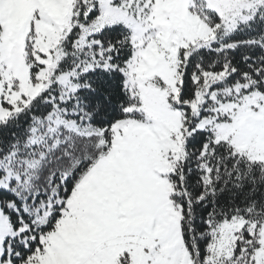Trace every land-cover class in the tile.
Instances as JSON below:
<instances>
[{"label": "snow or ice", "instance_id": "6c2138e0", "mask_svg": "<svg viewBox=\"0 0 264 264\" xmlns=\"http://www.w3.org/2000/svg\"><path fill=\"white\" fill-rule=\"evenodd\" d=\"M0 264H264V0H0Z\"/></svg>", "mask_w": 264, "mask_h": 264}]
</instances>
